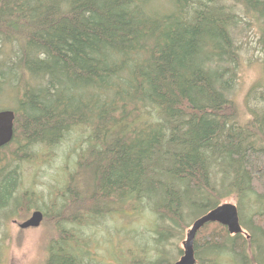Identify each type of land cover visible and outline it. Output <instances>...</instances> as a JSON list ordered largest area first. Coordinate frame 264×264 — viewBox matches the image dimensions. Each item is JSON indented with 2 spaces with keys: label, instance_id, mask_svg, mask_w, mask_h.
Masks as SVG:
<instances>
[{
  "label": "trees",
  "instance_id": "1",
  "mask_svg": "<svg viewBox=\"0 0 264 264\" xmlns=\"http://www.w3.org/2000/svg\"><path fill=\"white\" fill-rule=\"evenodd\" d=\"M250 1L0 0V98L15 101L0 228L38 210L55 234L44 264H106L89 249L93 228L148 211L152 229L126 233L119 264H173L191 223L233 199L246 236L204 225L195 264H264V90L248 92L243 121L233 100L239 2L245 15L260 6L264 64V0ZM82 127L67 185L38 205L18 163Z\"/></svg>",
  "mask_w": 264,
  "mask_h": 264
},
{
  "label": "rangeland",
  "instance_id": "2",
  "mask_svg": "<svg viewBox=\"0 0 264 264\" xmlns=\"http://www.w3.org/2000/svg\"><path fill=\"white\" fill-rule=\"evenodd\" d=\"M241 1L249 2L250 0ZM239 3L236 15L241 21L235 28V32L237 41L241 46L240 68L233 100L240 112L241 121H243L248 117L245 111L248 92L255 87L258 90H264V64L261 62L262 55L258 49L262 28V22L257 17L260 15L257 7L260 6L256 4L255 11L251 12L250 15H245L244 8ZM252 98L253 96L248 100L251 104H255V100H252ZM13 107H15L14 99L8 96L0 98V111L12 110ZM66 134L51 149L43 146L39 147L36 150L35 159L22 160L18 163L17 169L22 178L23 189L29 188L40 193L44 202L37 201L40 206L45 207L48 205L49 198H52L50 191L54 187L58 189V186L62 185V190L67 185L70 173L74 172V165L77 163L79 149L83 146V139L89 134V131L88 128L82 127L70 130ZM57 181L60 182V185ZM223 202L235 204L233 199H226ZM251 203L253 204V201ZM243 209L240 216L246 218L252 211L247 209L246 202ZM152 218L148 211L139 213L132 209H126L121 214L111 216L104 221L101 220L91 231L89 237L92 242L89 244V249L93 254L99 256V260H103L106 264H119L118 255L128 246H131L130 242L127 241L128 237L130 238V235L132 238L134 237V233L128 236L126 233L134 230L138 234L150 232L153 227ZM13 221H9L6 228H0V264H44L45 244L55 235L49 220L42 221L37 228L27 230H20ZM186 232L187 230L182 240L177 243L181 251ZM118 250H121V252L117 253ZM154 253L152 252L153 255ZM178 259L179 257L176 260Z\"/></svg>",
  "mask_w": 264,
  "mask_h": 264
},
{
  "label": "water",
  "instance_id": "3",
  "mask_svg": "<svg viewBox=\"0 0 264 264\" xmlns=\"http://www.w3.org/2000/svg\"><path fill=\"white\" fill-rule=\"evenodd\" d=\"M14 112L0 111V149L6 146L13 137ZM43 220L42 212L35 210L22 222H14L20 230L37 228ZM216 223L226 228L230 235L245 234L239 222L235 204L224 202L195 219L182 241V255L173 264H195L194 240L199 230L206 224Z\"/></svg>",
  "mask_w": 264,
  "mask_h": 264
},
{
  "label": "bare ground",
  "instance_id": "4",
  "mask_svg": "<svg viewBox=\"0 0 264 264\" xmlns=\"http://www.w3.org/2000/svg\"><path fill=\"white\" fill-rule=\"evenodd\" d=\"M263 1V0H262ZM151 2V1H150ZM153 2V1H152ZM159 3V2H158ZM168 3V2H167ZM152 4V3H151ZM160 4V3H159ZM165 5V4H164ZM153 6V5H152ZM158 6V5H157ZM154 7V6H153ZM168 7V6H167ZM200 7V6H199ZM171 8V7H170ZM144 9V8H143ZM153 9H156V7L155 8H153ZM197 9V8H196ZM252 9V8H251ZM155 11H157V10H155ZM158 11L160 12V11H162V10H160V9H158ZM176 11V10H175ZM255 11V10H254ZM147 12V11H146ZM258 12V11H257ZM262 12V11H261ZM263 12H264V10H263ZM149 13V12H148ZM263 26V25H262ZM260 38V37H259ZM206 66V65H205ZM203 68V67H202ZM237 84V83H236ZM16 129V128H15ZM66 136H67V134H66ZM62 139V138H61ZM90 139V138H89ZM97 141V140H96ZM58 142V141H57ZM60 142V141H59ZM86 142H88V141H86ZM95 144V143H94ZM96 145V144H95ZM42 146V145H41ZM48 148H49V146H48ZM51 149V148H50ZM85 150V149H84ZM18 186V185H17ZM76 189V188H75ZM17 190H18V188H17ZM250 207V206H249ZM120 208V207H119Z\"/></svg>",
  "mask_w": 264,
  "mask_h": 264
}]
</instances>
